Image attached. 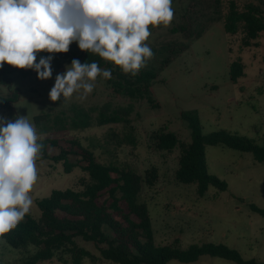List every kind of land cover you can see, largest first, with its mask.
<instances>
[{"label":"rangeland","instance_id":"rangeland-1","mask_svg":"<svg viewBox=\"0 0 264 264\" xmlns=\"http://www.w3.org/2000/svg\"><path fill=\"white\" fill-rule=\"evenodd\" d=\"M235 1L241 10L246 4L257 2ZM172 8L174 15L169 26H149L151 35L145 43L154 56L140 69L155 76L150 83L156 107L146 99L116 94L102 75L85 100L78 98L80 90L71 98L52 102L48 94L56 75L65 72V65L73 59L81 62L85 53L73 42L67 53H56L51 61L50 79H38L31 69L3 70L0 115L8 119L26 116L35 126L38 141L55 139L59 146L70 148L67 141L76 140L92 151L100 163L140 175L155 167L159 180L151 188L144 187L139 199L149 211L156 246L187 249L194 244L222 243L239 251L245 260L264 264V215L250 208L253 204L264 209V163L257 162L249 152L223 145L206 146L208 173L224 180L228 188L218 191L210 186L200 196L195 183L183 184L175 179L180 149L158 150L151 141L154 132L166 129L189 143L191 130L181 116L189 112L197 117L204 136L226 130L263 146L264 32L257 40L259 45L251 48L242 46L243 33L227 34L223 22L228 12L227 0H172ZM46 53H37L36 62ZM234 61L244 65V76L235 82L230 75ZM9 97L8 105L1 106ZM110 118L116 122L108 123ZM58 147H49V154L57 155ZM73 151L77 154L69 156V163L75 166L69 173L63 162L36 160L38 179L29 193L33 200L29 211L32 217L40 215L37 200L53 190H81L90 183L82 169L85 163L81 161L80 149L74 147ZM77 243L98 257L95 261L84 257L80 264H113L101 259L92 243L81 239ZM24 256L23 250L9 246L0 237V264H20ZM66 258L67 264H73L70 255ZM167 264L236 263L204 255L192 263L171 260Z\"/></svg>","mask_w":264,"mask_h":264},{"label":"trees","instance_id":"trees-1","mask_svg":"<svg viewBox=\"0 0 264 264\" xmlns=\"http://www.w3.org/2000/svg\"><path fill=\"white\" fill-rule=\"evenodd\" d=\"M248 3L241 10L235 0H227L228 12L224 17V29L229 35L243 33L242 46L257 47L261 33L264 32V0ZM51 55L52 60L56 53ZM97 62L101 69H110L112 78L106 79L116 94L137 99H146L153 107L150 81L155 78L150 71L139 70L133 76L124 74L120 67L98 55L85 51L81 63ZM13 66L0 69L11 72ZM25 71V69H19ZM244 65L240 61L230 64L231 80L244 76ZM28 72V71H26ZM37 74V73H36ZM1 78V77H0ZM2 83L5 80L1 78ZM9 97L1 106L8 105ZM4 104V105H3ZM182 119L191 130V141L184 143L171 131L161 129L151 136L154 147L162 151L180 149L176 181L183 184L197 185V193L203 196L208 188L225 191L227 183L215 175L209 174L206 166L205 147L223 145L241 152H249L253 158L264 163V145L259 146L254 140L226 130H220L204 136L197 117L189 112L182 113ZM43 120V117H36ZM107 122H116L110 118ZM58 140L42 139L41 160L54 163L63 162L65 172L75 166L69 163V156L76 155L74 147L80 149L82 167L90 183L83 189H55L49 196L37 200L40 215L32 217L29 213L11 230L0 236L6 243L25 256L20 264H44L54 261L67 264L66 255H70L73 264H80L84 257L95 261L98 257L79 246L77 239L92 243L99 251L100 258L113 264H167L171 260L192 263L204 255L231 260L236 264H261L254 259L245 260L239 251L225 244L207 243L191 245L182 249L177 245L156 246L153 240L151 218L145 203L140 202L144 187L151 188L159 180L155 167L146 170L143 175L129 169L106 165L97 161L94 153L84 148L78 141H67L70 148L58 145ZM59 146V147H58ZM49 147H58L59 153L51 156ZM251 210L264 215V209L251 204ZM66 254V255H65Z\"/></svg>","mask_w":264,"mask_h":264},{"label":"clouds","instance_id":"clouds-1","mask_svg":"<svg viewBox=\"0 0 264 264\" xmlns=\"http://www.w3.org/2000/svg\"><path fill=\"white\" fill-rule=\"evenodd\" d=\"M172 0H0V69L6 64L31 69L37 78L52 77L51 55L37 61V53H67L76 42L81 51L98 55L137 75L154 53L145 41L149 26H169ZM57 74L49 92L52 102L85 100L99 75L112 78L110 69L95 61L73 59ZM26 116L0 115V236L9 233L29 213V193L38 179L36 160L43 144Z\"/></svg>","mask_w":264,"mask_h":264}]
</instances>
